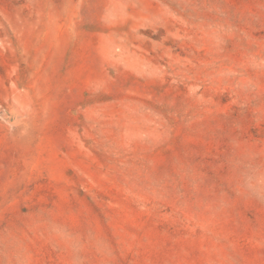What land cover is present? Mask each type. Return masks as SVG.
<instances>
[{"label": "rangeland", "instance_id": "1", "mask_svg": "<svg viewBox=\"0 0 264 264\" xmlns=\"http://www.w3.org/2000/svg\"><path fill=\"white\" fill-rule=\"evenodd\" d=\"M0 264H264V0H0Z\"/></svg>", "mask_w": 264, "mask_h": 264}]
</instances>
